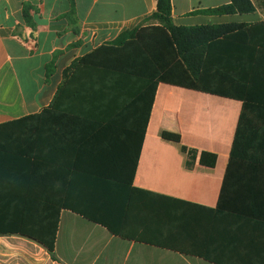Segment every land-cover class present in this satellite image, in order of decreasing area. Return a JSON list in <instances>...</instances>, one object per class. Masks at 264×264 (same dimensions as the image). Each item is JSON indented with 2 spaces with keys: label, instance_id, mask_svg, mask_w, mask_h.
I'll return each instance as SVG.
<instances>
[{
  "label": "crops",
  "instance_id": "crops-1",
  "mask_svg": "<svg viewBox=\"0 0 264 264\" xmlns=\"http://www.w3.org/2000/svg\"><path fill=\"white\" fill-rule=\"evenodd\" d=\"M252 1L255 13L208 16L193 13L230 1L172 0V19L264 22ZM157 10L158 0H0V181L8 198H38L0 208V229L49 227L59 213L56 259L0 235V264H264V168L230 157L243 92L160 83L135 41L113 45L158 26ZM140 80L151 84L136 95ZM128 133L144 135L134 171ZM63 201L149 240L116 236Z\"/></svg>",
  "mask_w": 264,
  "mask_h": 264
},
{
  "label": "trees",
  "instance_id": "trees-1",
  "mask_svg": "<svg viewBox=\"0 0 264 264\" xmlns=\"http://www.w3.org/2000/svg\"><path fill=\"white\" fill-rule=\"evenodd\" d=\"M230 3L195 12L208 16L245 15L256 12L252 0H229ZM264 8V0L261 1ZM172 0H158V10L153 19L158 26L141 27L127 30L113 43L123 46L128 41H135L153 63L158 71L157 81L188 90H199L200 83L222 85L228 92L241 90L243 105L238 120L230 157L232 160L264 168V22L227 23L219 25H201L194 27L176 26L172 19ZM212 77L210 78V76ZM136 95L146 89L151 82L140 80ZM135 139L133 171L137 167L144 135L128 133ZM163 139L180 142L178 134L163 132ZM185 150V149H184ZM195 152H188L187 167L193 168ZM216 156L203 152L200 163L209 167L216 165ZM0 181V208H5L15 200V208L32 207L38 198H8L3 195ZM161 198V197H160ZM63 209L84 216L92 222L106 227L112 234L123 239L148 241L145 235H138L133 229L115 226L88 212L63 201ZM48 207V206H47ZM145 207V205H144ZM159 208H174L164 207ZM56 208V207H48ZM58 210L60 208H57ZM53 224L43 228L0 229V235H20L39 242L56 259L54 255L58 231L59 213ZM141 222L140 224H142Z\"/></svg>",
  "mask_w": 264,
  "mask_h": 264
}]
</instances>
